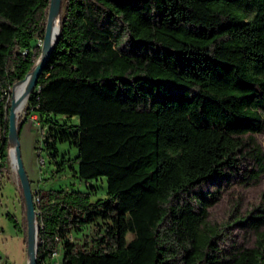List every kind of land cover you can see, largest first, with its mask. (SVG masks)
<instances>
[{"label": "trees", "instance_id": "1", "mask_svg": "<svg viewBox=\"0 0 264 264\" xmlns=\"http://www.w3.org/2000/svg\"><path fill=\"white\" fill-rule=\"evenodd\" d=\"M49 2L0 0V98L33 71ZM58 26L26 115L45 131L53 178H105L106 197L31 188L36 264H264V217L242 219L252 246L226 259L206 221L215 199L194 195L243 161L258 166L251 180L262 171L264 0H62ZM10 104L0 99V194ZM58 144L77 155L57 163ZM97 221L102 233L73 239Z\"/></svg>", "mask_w": 264, "mask_h": 264}, {"label": "rangeland", "instance_id": "2", "mask_svg": "<svg viewBox=\"0 0 264 264\" xmlns=\"http://www.w3.org/2000/svg\"><path fill=\"white\" fill-rule=\"evenodd\" d=\"M12 98V95H11ZM29 99V98H28ZM27 104L18 116L17 128L20 160L30 182L32 190H78L92 194L91 201L95 202L106 197V179L82 181L76 177L73 170L67 169L64 174L53 178V173L59 169L48 158L43 150L44 130L40 128L37 115H26ZM264 120V110L262 111ZM63 121V119H61ZM73 125L78 124L74 117ZM263 157L262 171L256 179L249 178V172L258 171L257 164L252 160L240 163L236 169L227 170L223 176L215 177L210 182L194 190L196 197L211 201L213 205L207 210L209 225L221 230L222 239L219 241V251L223 258H230L239 248L252 246L253 236L248 229V221H242L252 216L264 217V128L254 136ZM57 163L72 159L77 155L74 146L58 144ZM7 156L8 174L4 179L0 194V264H28L26 219L22 208L20 185L14 172V167ZM77 169V166H74ZM8 216L13 218L11 221ZM239 220V221H237ZM100 221L88 227L78 236L76 241L85 237L94 238L100 231ZM78 237V239H77ZM131 237H129V240ZM61 252L59 253V258Z\"/></svg>", "mask_w": 264, "mask_h": 264}, {"label": "water", "instance_id": "3", "mask_svg": "<svg viewBox=\"0 0 264 264\" xmlns=\"http://www.w3.org/2000/svg\"><path fill=\"white\" fill-rule=\"evenodd\" d=\"M62 0H50L45 30L42 37V41L37 44L40 48V56L35 63L33 71L21 82L17 83L11 90V104L9 109L8 116V154L10 150L15 152V163H14V172L17 177V181L20 185L21 194L23 198L24 208H25V219H26V230H27V254L29 264H36L37 261V242H38V219L37 213L35 211V206L33 202V193L31 190L30 182L27 178V175L23 169L20 154H19V145H18V134L17 126L15 125V117L13 111L15 109L14 102V90L21 83L27 82L26 89L24 91V96L29 98L34 88L36 87L38 78L44 68L47 60L49 59L55 44L52 45L51 32L55 21H59V10ZM59 37V26L57 32V39ZM57 41V40H56ZM56 43V42H55ZM34 234L33 242H31V235Z\"/></svg>", "mask_w": 264, "mask_h": 264}, {"label": "bare ground", "instance_id": "4", "mask_svg": "<svg viewBox=\"0 0 264 264\" xmlns=\"http://www.w3.org/2000/svg\"><path fill=\"white\" fill-rule=\"evenodd\" d=\"M57 32H58V22L55 21L53 25V29L51 32V40H52V45L55 44L57 40ZM27 82L21 83L18 85L15 90H14V102H15V109L13 111L14 117H15V125L17 126L18 123V116L23 112L25 105L27 104L28 98L24 96V91L26 89ZM11 162L14 166L15 163V152L14 150H10L9 152ZM34 239V234L31 235V242H33ZM28 262V261H27ZM29 264V262H28Z\"/></svg>", "mask_w": 264, "mask_h": 264}, {"label": "built area", "instance_id": "5", "mask_svg": "<svg viewBox=\"0 0 264 264\" xmlns=\"http://www.w3.org/2000/svg\"><path fill=\"white\" fill-rule=\"evenodd\" d=\"M24 55L26 54V52H24L23 53ZM12 90V89H11ZM11 90H3L2 91V93H1V100L2 99H6V101L9 99V98H11ZM7 156L9 155L8 154V152H7V154H6ZM9 161H10V157H9ZM0 163H1V161H0ZM6 163H7V157H6ZM10 164H11V161H10ZM33 202H34V205L36 206L38 203H39V199H38V197H36V198H33ZM36 213H37V215H38V212L36 211ZM58 256H59V252H55L54 254H53V259L54 260H56L57 258H58Z\"/></svg>", "mask_w": 264, "mask_h": 264}]
</instances>
